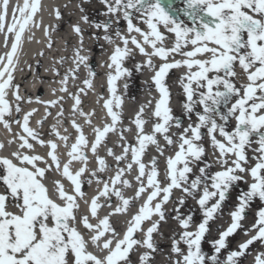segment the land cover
<instances>
[{
    "label": "snow or ice",
    "instance_id": "snow-or-ice-1",
    "mask_svg": "<svg viewBox=\"0 0 264 264\" xmlns=\"http://www.w3.org/2000/svg\"><path fill=\"white\" fill-rule=\"evenodd\" d=\"M83 2L87 0L78 5L81 13ZM183 2L184 7L176 9L172 0H100L105 8L104 20L90 21L86 14L80 17L83 23L103 33H93L97 40L103 39L112 46L106 62L109 95L97 100L103 101L110 120L102 127L92 126L91 142L76 117H83L85 124L92 125L95 110L84 111L82 96L94 91L97 73L88 63L89 57L81 54L84 29L79 22L71 26L78 46L73 49L72 66L62 75L58 91L73 101L70 123L76 132L74 142L69 143L70 135L62 134L59 128L64 122L65 96L35 100L45 106V116L37 121L41 126L52 114L49 109L58 106L49 135L58 138L67 149V160L62 161L58 151L61 145L55 139L44 140L42 133L30 126V118L37 109L12 119L14 112L23 111L21 102L25 101L20 86L14 84L24 33L41 26L42 21L35 18L42 10V0H23L22 5L13 7L10 22V0H0V34L7 49L0 54V125L12 133L7 146L18 141L10 156H0V185L4 189L0 191V264H70L69 256L71 264H131V253L137 249H143L137 264H152L158 251L154 233L166 221L165 205L170 201L174 204L172 219L180 229L171 241V264H241L254 243H259L262 250L255 253L252 264H264V206L256 210L255 221L249 228L245 229L242 223L255 200L264 203V0ZM52 12L57 20L62 18L60 7H54ZM121 20L126 22L124 30L118 27ZM136 20L145 24L146 30ZM53 30L55 26H44L48 48L53 45ZM169 36L173 40L171 46L166 43ZM134 51L145 58L134 69L152 72L150 80L158 98L154 105L149 100L135 112L131 123L136 128V142L132 144L124 135L131 129L118 127L124 98L118 92L117 82L132 75L133 69L125 67V63L134 59ZM154 58L161 62L157 65ZM66 59L62 56L57 63L64 64ZM81 66L87 75L82 86H76ZM179 68L185 71L179 77L184 100L182 114L178 116L171 107L172 94L166 77L170 70ZM53 71L60 75L58 69ZM70 81L77 88L75 92L69 91ZM124 88L127 89L126 83ZM10 90L12 101L8 99ZM26 102L33 100L28 97ZM149 106L152 110L146 118ZM149 120L152 127L146 132ZM232 121L234 125L229 127ZM14 124L20 132H13ZM110 133L118 135L122 149L119 154L106 146ZM205 135L212 148V163L205 159ZM35 144L47 147L46 155L36 153ZM102 145L107 155L113 157L114 168L99 155ZM5 146L0 141V150ZM149 146H154L158 155L146 164L143 157ZM173 147V154L166 155V150ZM86 149L93 154L97 167L89 168ZM159 157L165 158L163 181L159 179ZM74 162L80 164L76 170L72 169ZM213 163L219 165L218 170H211ZM134 166L135 190L132 196H126L124 189L133 187L127 175ZM49 172L60 177L53 178L51 193L44 182ZM65 179L70 182L69 187L63 183ZM94 182L95 194L88 198L84 185ZM241 182L246 188L239 192L228 213L231 222L223 230L218 229L208 254L202 242L210 232V223L222 214L231 190ZM176 191L180 194L173 200ZM112 197H116L115 204ZM189 198L201 212L198 223L192 212L181 211ZM140 199L143 203L126 222L121 236L111 217L126 214L130 205ZM81 204L86 211H80ZM104 207L109 211L100 217L99 210ZM153 216L157 219L153 220ZM145 221H151L146 230L142 227ZM241 229L247 239L230 248L228 238ZM137 232L142 237H137ZM90 245L96 251H90ZM222 253L226 254L222 257Z\"/></svg>",
    "mask_w": 264,
    "mask_h": 264
},
{
    "label": "bare ground",
    "instance_id": "bare-ground-1",
    "mask_svg": "<svg viewBox=\"0 0 264 264\" xmlns=\"http://www.w3.org/2000/svg\"><path fill=\"white\" fill-rule=\"evenodd\" d=\"M56 4V7L64 8L65 5L66 7L69 8V15H68V20L67 18L65 19H60L56 21L52 26H55V30L51 31V37L53 40V46L55 47L54 43V32L60 30L63 28L65 22L69 21V26L67 28L68 34H67V39L68 43L71 45V48L74 49L75 47L78 46V37L76 34L72 31V25L74 23L79 22L81 24V27L84 29V44H83V51L82 55H87L89 58H94L97 57L98 60H92L90 62L91 67L94 69V71L97 73V76L94 79V91L89 90L87 92V95L82 96L83 104L82 107L85 112L95 110V115L92 119V125L85 124L84 118L83 117H76L78 123L83 125L84 133L91 142L94 139L93 135V130L92 126H103V123L106 122V120H110V118L106 117L105 110L102 107L103 101L101 100L99 103H97V100L99 99L100 96L107 97L109 94L106 89V73L108 71L106 67V62L108 60V55L110 54L112 50V46L106 44L103 39L97 40L94 36L93 33H97L98 35L102 36L103 33L99 32L93 27H90L89 24L83 23L81 21L80 17L84 14L89 16L90 21H102L105 19V17L102 15V13L105 11V8L103 4L100 3V0L97 1H91L87 0V2H83V8L84 12L81 13V11L78 8V5L82 3V0H42V10L37 14L36 20L42 21L41 26L39 28L37 27H32L30 31H26L24 33V40L22 44V50L19 54V64L17 66V70L14 73V84H18L20 86V94L21 96L25 97V101L21 102V107L23 111L19 114H16L15 112L13 113L12 119H17L23 116L24 112H27L33 108L37 109V111L33 114V116L30 118V126L37 129L42 133V138L44 140L48 139H55L58 144L61 145L59 148V153L61 156V160H67L66 156V151L67 149L63 146V142L59 141L58 138H56L54 135H49L51 132V126L56 122L55 119V114L56 111L58 110L57 107L50 108V112L52 113L50 116L47 117L43 125H39L37 121L41 120L42 117L45 116V106L39 103H36V97H39L41 100H50V99H55L58 96H65V100L63 102L65 113H64V122L59 126L60 131L62 134H69L70 135V140L69 143L74 142L76 132L72 128L70 120L72 117L70 116V111H71V105L73 101L67 97L66 93H61L58 91L60 88V84H57L56 87L53 89H48L46 84L42 81L43 79H49V80H54L58 75L53 71V68H56L59 70L60 75L64 74L66 69H63L59 66H57V63L49 61L47 59L46 54L51 53L53 49L47 48L45 46V40L43 39L44 37L42 36V30H43V25L50 23L51 22V12H50V6L51 4ZM23 0H10L9 4V22L11 20V13L13 7L17 5H22ZM137 23L142 29L147 28L145 24H143L141 21L136 20L134 21ZM52 24V23H51ZM118 27L121 30H124L126 28V22L121 20L119 22ZM31 36L32 39H28V37ZM140 37L138 36V39ZM115 39V37H114ZM3 34H0V54L4 53L7 51V49L3 46ZM119 43V41H117ZM173 40L172 37L169 36V39L166 41L168 46H171ZM11 43V40H9V45ZM131 46V45H130ZM150 51V49H149ZM43 53L44 57L41 59L39 55L40 53ZM66 57L67 55L62 54L60 57ZM177 59L180 57L177 56ZM145 58L138 53V51H134V59H129L125 63V67H129L131 63L134 65L137 62L143 61ZM155 63L158 65L161 61L158 58H154ZM69 63V62H67ZM61 65V64H60ZM38 66H42V70L39 73V70L37 69ZM95 66V67H94ZM34 67V68H33ZM67 65H65V68ZM71 67V65H70ZM83 67V66H82ZM82 79H78L75 84L76 86H82L81 82L82 80L86 77L87 75V70L83 67L82 68ZM185 69L184 68H179V69H172L169 72V75L166 77V82L170 87L171 90V107L173 108L174 114L175 115H181L182 114V109H181V104L184 100V96L182 93V88L180 87L179 84V77L184 73ZM152 75V72L149 71L148 69H144L142 72V75L140 77L141 79V84L140 86L142 87V91L138 94L136 97L135 101L133 103L127 102V99H129V94H123L122 89L124 88V85L122 84V79L118 81V92L120 95L123 96L124 98V104H123V117H122V122L118 127H128L131 129V131H127L124 133L125 137L127 138L129 143L135 144V132L136 128L135 126L131 123L132 118L134 117L135 112L139 109L140 105L142 104H147L149 100L154 101L155 98H158V93L154 87V85L151 83L150 77ZM76 86H73L72 82H69V91L75 92L77 90ZM150 88V89H149ZM56 89L57 91L54 93L53 90ZM144 89H149L150 91L144 90ZM31 97L33 102L32 103H27V98ZM8 99L10 101L13 100L12 92L11 90L9 91ZM152 106H149L146 109L145 116H147L151 113ZM193 120H195V116L192 117ZM185 124L188 123L187 119L185 118L184 120ZM234 125V121H232L229 124V127ZM152 127V121L149 120L148 124L145 126V131L150 132ZM67 129V133H64V129ZM175 131V129H173ZM13 132H20L19 126L13 125ZM12 133H9L6 129H4L3 125H0V141H4L6 146L3 150H0V156H10V153L15 150L16 144H18V141L14 143L11 146H7V141L11 139ZM35 143V142H33ZM106 146L111 147L114 149V151L119 154L121 152V147H120V141L118 139V135L116 133H110L107 138H106ZM160 143L163 144L164 141L162 138L160 139ZM204 144L208 148L211 149L209 145V141L207 139V136L205 135L204 139ZM174 147L172 149L166 150V155H171L174 152ZM48 151L47 147H41L39 144H35V152L39 153L40 155H46ZM87 154L89 156V168H95L97 167V162L93 157V154L91 153L90 150H87ZM99 155L103 156L107 163L114 168L115 162L113 157L108 156L106 151H105V146H101L98 150ZM158 153L155 150L154 146H149L146 154L143 157L144 162L147 164L148 161L152 156H156ZM14 162H17L14 160ZM43 166V165H41ZM123 166V165H121ZM80 167V164L78 162H74L72 165V169L76 170ZM158 167L160 169V176L159 179L163 181L164 178V168H165V158L164 157H159L158 161ZM111 173H104V176H108ZM136 175V168L134 166L131 174L127 175V178L133 182V187L132 188H126L124 189V194L126 196H132L135 190V184L136 182L134 181V176ZM53 178L55 179H60V177L55 173V172H49L47 174V179L44 181L46 185L49 187L50 193L52 189V181ZM247 179V177H246ZM63 183L65 184L66 187L70 186V182L67 181L66 179L63 180ZM96 184L95 182L89 186V189L86 190L87 197L90 198L92 195L95 194L96 190ZM0 191H3V188L0 187ZM179 192L176 191L174 192L173 195V200L177 196H179ZM238 195V194H237ZM236 195L231 193L229 196L228 201L226 202L222 214L219 216L220 219L216 221V223L213 225L212 228V233L214 237L218 236V229L223 230L226 228V226L231 222L230 221V216L228 213L232 210L233 205L236 203ZM53 198L55 199V196L53 194ZM113 204L116 202V197H112ZM59 202V201H58ZM143 203V199L137 200L134 203H132L128 209V212L126 214H120V215H115L111 217V223L114 225L116 231L123 235L125 229H126V222L131 218V216L138 210L140 204ZM171 203L169 202L167 205H165V211H166V216L167 219L166 221H162L160 226H159V232L154 233V240L157 243L158 246V251L154 253V259L152 261V264H171V261L169 259V256L171 254V241L174 237V234L178 233L180 231L179 226L177 222L172 219V217L175 215V213L172 211L173 206L170 205ZM264 206V203L259 201L258 199L255 200L252 203V207L247 209L246 212V218L242 222L244 225V228H249L252 223L255 221V212L256 210ZM87 208L84 204H81V212L86 211ZM196 217L201 216V212L198 208L196 207ZM109 209L107 207L102 208L99 210V216L103 217ZM181 211L185 214L191 212L188 208L185 210ZM193 213V212H192ZM79 216V213L77 214ZM157 219L156 216H153V220ZM95 223V219L92 221ZM151 221H145L142 225V227L146 230L147 227L150 226ZM175 223L177 227L172 226L171 224ZM243 230V229H241ZM162 233V235H161ZM87 234V233H86ZM137 237H142L141 232L136 233ZM183 248L184 246L181 245ZM90 251H96L91 245L89 246ZM143 249H137L136 251H133L131 253V264H137L138 260V255L140 252H142ZM100 254V253H97ZM254 257V256H253ZM253 257L250 259L249 264H252ZM69 261L71 264V256H69Z\"/></svg>",
    "mask_w": 264,
    "mask_h": 264
},
{
    "label": "rangeland",
    "instance_id": "rangeland-1",
    "mask_svg": "<svg viewBox=\"0 0 264 264\" xmlns=\"http://www.w3.org/2000/svg\"><path fill=\"white\" fill-rule=\"evenodd\" d=\"M91 1H97V0H91ZM54 7H56V4L55 3L51 4L50 12H51L52 17H51V22L48 23L47 26H52L56 21H58L52 12V9ZM183 7H184V3H182L181 8H183ZM60 10L62 12V18L63 19L67 18V20H68L69 8L68 7H65V9L60 8ZM181 18L185 19L186 22L190 23V21H188L187 17L183 16V14L181 15ZM69 24H70L69 21L68 22L66 21L62 29L54 32L55 47L52 45V47L50 49H53V51L51 53L46 54L47 59H49V61L54 62V63H57L58 59L60 58V56L62 54L67 55L66 56L67 59H66L64 64L60 65L59 63H57V66H59L60 69L61 68L67 69L68 67H70V65L72 66L71 57L73 55V49L71 48V45L68 43V39H67V34H68L67 28H68ZM44 26H46V24L43 25L42 36L44 37L43 39L45 40V46L48 48L47 37H45V35H44ZM39 57L41 59L45 58L44 55H39ZM91 59L92 58H89V61H88L89 64L91 62ZM92 60L96 61V60H98V58L94 57ZM67 62H69V63H67ZM65 65H67L66 68H65ZM82 68L83 67L81 66V68L79 70V79L83 78V75H82L83 69ZM128 68L133 69V72H132V75L130 77L122 78V84L123 85H125V83L127 84V89L123 88L122 93L123 94L128 93L130 96H129V99H127V102L133 103L135 101L136 97L138 96V94L142 91V89H141L142 87H140V83L138 82L139 78H140L138 74L140 73V75H142L143 71H136L134 69L133 63H131ZM37 69L39 70V73H40V71L42 70V66H38ZM62 75H58L54 80L42 78V81L44 82V84H46L48 89H53L54 87H56L57 84H59V81H60ZM205 148L207 151L208 147L205 146ZM209 157L210 156L207 153L205 159H207L209 161ZM218 168H219V165L217 167H215V165L213 164L211 170L215 171V170H218ZM88 186L89 185H87V184L84 185V191L85 192H86ZM245 188H246V184L241 182L231 190V193H233L237 196V194H239V192L244 190ZM170 203H171L170 205H172L174 207L173 202L170 201ZM196 207H197V205L195 204V201H193L192 199L189 198L187 200L186 204L181 209L185 210L188 208L189 210H191V212H193V214H194V221L198 223L199 220L201 219V216L200 217L195 216V213L197 211ZM251 207H252V205H251ZM218 219H220V217H218L216 220H214L213 222L210 223V232L206 236V239L202 242V248L208 254H211V252H212V247H211L210 241L213 238H215L213 236V233H212V228ZM171 225L177 227V225L175 223H172ZM77 226L80 227L79 224ZM224 226L227 227V225H224ZM193 227H195V224L193 225ZM80 230L82 232H84V229L82 227H80ZM251 234H254V233H251ZM85 235L87 237V234H85ZM228 239H229V247L234 249L238 243L242 242L244 239H247V237L244 235V230H238L237 233H235L232 237H229ZM260 250H262L261 245L259 243H254L249 249V254L246 257H244L243 260L241 261V264H249L250 259L255 255V253L257 251H260ZM225 254L226 253H222V257Z\"/></svg>",
    "mask_w": 264,
    "mask_h": 264
},
{
    "label": "water",
    "instance_id": "water-1",
    "mask_svg": "<svg viewBox=\"0 0 264 264\" xmlns=\"http://www.w3.org/2000/svg\"><path fill=\"white\" fill-rule=\"evenodd\" d=\"M175 0H172V3H174Z\"/></svg>",
    "mask_w": 264,
    "mask_h": 264
},
{
    "label": "flooded vegetation",
    "instance_id": "flooded-vegetation-1",
    "mask_svg": "<svg viewBox=\"0 0 264 264\" xmlns=\"http://www.w3.org/2000/svg\"><path fill=\"white\" fill-rule=\"evenodd\" d=\"M180 9V8H179ZM2 186V185H1Z\"/></svg>",
    "mask_w": 264,
    "mask_h": 264
}]
</instances>
